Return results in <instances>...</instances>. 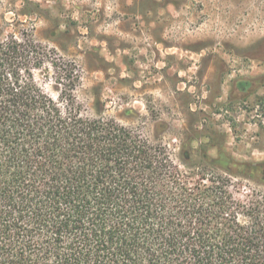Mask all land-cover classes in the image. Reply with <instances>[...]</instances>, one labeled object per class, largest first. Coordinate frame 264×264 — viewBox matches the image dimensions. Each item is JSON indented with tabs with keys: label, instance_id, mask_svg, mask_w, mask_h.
Masks as SVG:
<instances>
[{
	"label": "trees",
	"instance_id": "obj_1",
	"mask_svg": "<svg viewBox=\"0 0 264 264\" xmlns=\"http://www.w3.org/2000/svg\"><path fill=\"white\" fill-rule=\"evenodd\" d=\"M79 82L32 35L0 32V264H264V199L231 190L242 165L264 167L220 148L193 167L186 148L182 169L166 145L84 113Z\"/></svg>",
	"mask_w": 264,
	"mask_h": 264
},
{
	"label": "rangeland",
	"instance_id": "obj_2",
	"mask_svg": "<svg viewBox=\"0 0 264 264\" xmlns=\"http://www.w3.org/2000/svg\"><path fill=\"white\" fill-rule=\"evenodd\" d=\"M0 32L73 61L83 112L166 145L178 167L186 148L193 167L219 148L264 167V0H0ZM240 168L234 196L264 199V174Z\"/></svg>",
	"mask_w": 264,
	"mask_h": 264
},
{
	"label": "flooded vegetation",
	"instance_id": "obj_3",
	"mask_svg": "<svg viewBox=\"0 0 264 264\" xmlns=\"http://www.w3.org/2000/svg\"><path fill=\"white\" fill-rule=\"evenodd\" d=\"M242 86H244V85L241 83V85L239 87H242Z\"/></svg>",
	"mask_w": 264,
	"mask_h": 264
}]
</instances>
